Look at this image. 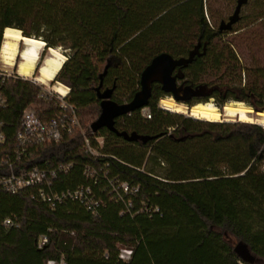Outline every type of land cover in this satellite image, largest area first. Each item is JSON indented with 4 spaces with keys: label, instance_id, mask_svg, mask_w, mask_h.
<instances>
[{
    "label": "trees",
    "instance_id": "trees-1",
    "mask_svg": "<svg viewBox=\"0 0 264 264\" xmlns=\"http://www.w3.org/2000/svg\"><path fill=\"white\" fill-rule=\"evenodd\" d=\"M218 1L0 0V47L6 28L13 27L50 48H70L55 80L70 88L67 101L76 107L85 134L105 138L99 162L84 151L77 130L44 144L20 165L72 163L56 189L90 184L100 205L93 212L66 200L51 208L28 191L0 189V264H264L262 125L171 113L158 106L165 92L155 83L146 106L151 117L138 109L118 117L115 127L158 137L127 141L108 128L90 127L101 112L100 85L115 86L113 99L129 102L153 57L188 56L199 44L202 54L183 68L185 79L216 90L218 99L209 98L219 106L236 99L264 111V66L258 58L264 50V0H248L243 7L253 1L251 20L239 26L247 18L241 10L233 29L225 31L215 25L226 20L215 9ZM229 33L236 34L226 39ZM0 88L7 99L0 108L5 154L15 147L26 107L34 106L43 120L59 107L46 87L29 78L0 76ZM86 165L97 166L95 179L84 175ZM112 181L138 191H113ZM7 216L21 225L4 227ZM44 234L49 240L39 247ZM122 246L134 249L130 259L120 257Z\"/></svg>",
    "mask_w": 264,
    "mask_h": 264
},
{
    "label": "built area",
    "instance_id": "built-area-1",
    "mask_svg": "<svg viewBox=\"0 0 264 264\" xmlns=\"http://www.w3.org/2000/svg\"><path fill=\"white\" fill-rule=\"evenodd\" d=\"M3 75L9 76L11 74L0 71V76ZM33 81L37 83V81ZM46 90H48L50 98L54 97L57 99L59 111L49 120H43L34 106H28L24 109L13 151L0 154V189L13 194L28 191L33 200L45 203L51 208L57 207L58 204L66 200H75L95 212L100 205V201L96 199L90 184H81L64 190L56 189L59 176L68 174L72 163L54 165L46 161L44 165H34L28 168L23 165L20 166L24 164L26 159L35 156L44 144L60 142L77 130L83 133V148L87 154H90L98 162L104 156L101 153V149L105 144V138L96 136L94 138L96 143H94V140L85 134L76 107L67 101L69 92L62 94L55 90L51 91L47 88ZM6 105L7 99L0 88V108L6 107ZM142 112L147 118L151 117L149 108L144 107ZM6 140L7 135L3 130V123L0 121V146H3ZM96 167L86 165L83 171L84 175L95 179L98 171ZM100 169L104 171L105 175L107 174L104 170L105 166L100 167ZM111 183L114 187L113 191H117L120 188L129 193L138 191L137 187H131L127 182H122L119 186H116L113 181ZM20 225L21 221L15 216H7L3 220V226L6 228L19 227ZM48 240L47 234L42 235L38 241V246L43 247ZM133 250L132 247L122 246L120 248V257L123 260L130 259ZM47 264H65V262L49 260Z\"/></svg>",
    "mask_w": 264,
    "mask_h": 264
},
{
    "label": "water",
    "instance_id": "water-1",
    "mask_svg": "<svg viewBox=\"0 0 264 264\" xmlns=\"http://www.w3.org/2000/svg\"><path fill=\"white\" fill-rule=\"evenodd\" d=\"M247 1L248 0L237 1L234 12L228 17L227 20H222L220 22V31L233 29L234 24L239 21L242 7ZM199 48L200 45H197L192 51H190L188 56H182L178 58L174 57L168 52H162L153 57V59L144 68L140 75V89L134 94L132 100L129 102L119 103L113 99L115 86L102 90V85H100L97 88V92L99 99H101V112L98 118L90 126L92 131L97 132L101 128H108L110 131L115 132L118 136L123 137L127 141L141 140L146 142L150 139L158 137L140 135L137 132L129 133L127 131H119L115 127V121L118 117L130 114L133 111L143 109L144 107L148 106L152 96L154 83H159L162 87V90L167 93L169 97L173 98L177 103H183L188 108H191L198 103L206 102V100L203 99L193 104H188V101L193 96H197L198 98H206L210 97V93L206 92L207 86L205 85L193 86L188 84L185 80V73L183 71V68L187 67L193 62L195 56L202 54ZM176 69H178L177 72ZM179 80H183L182 83H179ZM224 105L217 106L222 108ZM253 111L255 113L264 112L256 111L255 109H253Z\"/></svg>",
    "mask_w": 264,
    "mask_h": 264
},
{
    "label": "bare ground",
    "instance_id": "bare-ground-1",
    "mask_svg": "<svg viewBox=\"0 0 264 264\" xmlns=\"http://www.w3.org/2000/svg\"><path fill=\"white\" fill-rule=\"evenodd\" d=\"M23 43L24 47L20 48ZM45 42L40 38L25 36L20 29L8 27L3 36V43L0 50V60L6 65H15L17 55L20 56L18 73L24 77L34 73L41 51ZM66 61V56L58 48L52 47L50 55L39 67L37 81L47 84L55 81L52 89L62 94L69 92V87L55 78ZM161 106L171 112L188 114L195 119L210 122L234 121L258 123L264 126V112L254 113L253 108L244 102L228 101L222 108H219L212 100L201 102L188 108L183 103H177L173 98L168 97L161 101Z\"/></svg>",
    "mask_w": 264,
    "mask_h": 264
},
{
    "label": "rangeland",
    "instance_id": "rangeland-1",
    "mask_svg": "<svg viewBox=\"0 0 264 264\" xmlns=\"http://www.w3.org/2000/svg\"><path fill=\"white\" fill-rule=\"evenodd\" d=\"M235 5H236V4L228 3L227 1H222V0H220V1H218V2L215 4V9L219 11V12H218L219 16H224V18H226V20H227L228 17L234 12ZM252 5H253V1H250L249 5H246L245 7L242 8V15H244V16L247 17V18H244L243 22H242L239 26H245V25L248 24V22L251 20V18H250L249 15H250V12H251V9H252ZM214 24H215V23H214ZM219 24H220V20L218 19V21H216V24H215L216 27H218ZM239 26L237 25L235 28H237V27H239ZM235 34H236V33H229V34H227L225 37H226V39H231L233 36H235ZM261 35L263 36V38H261V41H260L261 45H260V47H261V48H264V31H263V32L261 31ZM44 42H45V47H44L43 50L41 51V54H40V58H39V60H38L37 67H36L34 73H33L32 75H30V76H27L26 78H29V79H31V80H35V81H37L36 78H37V76H38V74H39V67L43 64L44 60L50 55V49L52 48V47L50 48V47L47 46V42H46L45 40H44ZM23 47H24V44L21 43V44H20V48H23ZM56 48H58V49L61 51V53L64 54V55L66 56V59L68 58V54L70 53V48H68V47H64V46H62V45H59V46L56 47ZM258 58H259V60H260V62H261V64H262V66H264V50L259 52V56H258ZM20 61H21V59H20V56H19V55H17L16 61H15L16 64L13 65V66H11V65H6L5 63H3V62L0 60V71H1V72H5V73H8V74H11V75H19V76H22V75H20V74L18 73V66H17V65L20 63ZM246 81H248V77H246ZM244 82H245V81H244ZM37 83L43 85L44 87H46L47 89H50L51 91H54V90L52 89L51 86L55 84V81H50V82L47 83V84L41 83V82H39V81H37ZM263 89H264V88H263ZM263 92H264V90H263ZM166 99H168V97H163L162 100H166ZM162 100L159 101L158 106H159L160 108L164 109V108L161 106V104H160ZM205 100H206V102L212 100L216 105H218V104L216 103V100H215L214 98H211V99H205ZM230 101H236V102H239L240 100L231 99V100H229V102H230ZM240 102H242V103L244 102V104L249 105V104H248L247 102H245V101H240ZM227 103H228V102H227ZM249 106H251V105H249ZM251 107L254 109L253 106H251ZM165 110H166V109H165ZM166 111H168V110H166ZM169 112H171V111H169ZM171 113H176V112H171ZM254 113H255V112H254ZM178 114H182V115H184V116H186V117H191V116L188 115V114H183V113H178ZM256 114H258V113H256ZM222 121H225V120H222ZM225 122H241V121L235 119L234 121H225ZM263 127H264V126H263Z\"/></svg>",
    "mask_w": 264,
    "mask_h": 264
},
{
    "label": "flooded vegetation",
    "instance_id": "flooded-vegetation-1",
    "mask_svg": "<svg viewBox=\"0 0 264 264\" xmlns=\"http://www.w3.org/2000/svg\"><path fill=\"white\" fill-rule=\"evenodd\" d=\"M200 45V44H199ZM200 48H201V45H200ZM200 48H199V50H200ZM204 50H205V47H204ZM200 52H201V50H200ZM177 70L178 69H176V72H177ZM186 80V79H185ZM182 81L183 80H179V83H182ZM187 81V80H186ZM187 83L188 84H191V83H189L188 81H187ZM155 84V83H154ZM153 84V85H154ZM191 85H193V84H191ZM193 86H195V85H193ZM109 88V87H108ZM104 89H106V88H104ZM104 89H102V90H104ZM206 92H209L210 94H212V95H214L215 97H216V99H218V96H217V93H216V90H211V91H209V89H207L206 90ZM113 96H114V92H113ZM163 97H169V95L167 94V93H165L161 98H160V100H162L163 99ZM209 97H206V98H198L197 96H193L189 101H188V104H193V103H195V102H197V101H199V100H203V99H208ZM215 99V100H216ZM159 100V101H160ZM116 101V100H115Z\"/></svg>",
    "mask_w": 264,
    "mask_h": 264
}]
</instances>
